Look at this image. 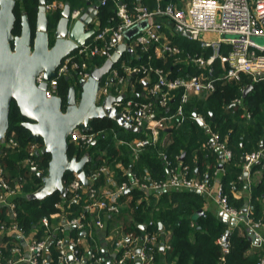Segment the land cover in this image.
<instances>
[{
  "label": "trees",
  "instance_id": "1",
  "mask_svg": "<svg viewBox=\"0 0 264 264\" xmlns=\"http://www.w3.org/2000/svg\"><path fill=\"white\" fill-rule=\"evenodd\" d=\"M64 1L72 7L87 6V0ZM138 1L150 9L157 5V0H118V2L127 4L130 9H133ZM170 1L174 0H161V3L168 4ZM15 7L14 34L21 32V17L24 13L28 14L34 31L39 7L38 0H17ZM116 10L117 4L114 0H111L107 6L100 7L98 18L102 26L117 23L120 20ZM60 17L61 11L48 13L51 45L54 44L52 35ZM135 33L131 40L126 39L132 48V52H124L122 59L114 67L120 66L124 60H128L134 65L152 64L162 67L169 72L171 78H187L193 74L207 73L206 69L199 67L193 61L187 62V57L194 55L208 58L213 52L212 47L204 48L198 40L186 38L174 32L170 39L172 43L180 47L181 53L166 54L165 57L161 58L155 56L153 46L150 47L149 51H144L140 46L135 45ZM105 60L106 58L100 56L93 59L90 65L94 69L100 67ZM212 67V76L216 79L214 92L207 99L195 97L184 106V121L179 126L172 127L170 131H162V133L169 134L170 139L168 141L160 139L153 143L147 129L143 128L138 132H130L110 118H96L91 120V129L88 130V132L96 134L95 142L84 146V148H79L73 142H69V157L76 156L81 159L88 155L89 160L84 166L88 175L103 164L113 166L119 183L122 181L130 182L132 175L141 178L147 169L153 178H164L170 168L183 166H189V176L197 175L196 168L198 167V177L210 179L212 171L218 169L219 166L213 168L215 165L212 163L213 166L210 170L205 175L203 174V166L208 161L207 154L211 155L210 149L212 148L205 150L202 147V143L209 139L210 132L207 127L197 121L194 116L196 112L205 116L209 127L218 132L222 139H226L227 145L233 150V158L224 164V172L219 179L223 183L224 192L228 195L231 204L243 211L246 208V200L242 197L236 198L234 191L239 186V176L242 177L243 156L248 152L264 147V79L255 82L251 76L244 74L240 80H228L223 78L224 73L220 60H216ZM140 76L141 74L136 73L131 75L129 79L135 84L134 95L130 97L136 100H147L149 94L144 90V82L139 79ZM78 82L76 77L64 76L59 84V95L66 100L67 92L71 86H76L77 92H79ZM249 85L252 87L244 96V89ZM172 92L173 97L170 99L168 109L157 106V110L168 114L175 111L182 89L177 88ZM238 99L241 100L240 103L236 101ZM211 113H213L214 119H212ZM9 115L10 122L6 139L13 132L18 141V146L10 149L5 144L6 139H0V164L5 169L9 183H17L20 186L13 199V203L16 204V216L13 221L17 222L25 233L29 234L34 231L37 238H46L49 235V230L44 226L42 219H49L51 214L60 210L56 207L57 202L65 203L63 212L68 218L85 214L86 199L90 196L86 192L80 200L74 201L70 192L64 197L59 191H56L43 199H31L29 195L42 185V179L32 168L33 165L30 166L25 163L29 156L27 147L36 140L30 136L31 132L22 125L25 118L20 114L15 101L11 103ZM116 134L119 138L124 137L129 141L136 138L145 141L137 158L134 157L130 147L117 144ZM38 142L41 148L35 156V164L39 170L47 174L51 154L44 152L42 140ZM161 152L168 155L170 165L166 164ZM183 153L185 156L179 164ZM263 162L264 159L261 160L260 164L255 165L253 170L262 168ZM118 164L121 165V168L116 166ZM73 177L74 174L71 172L65 174L64 185L66 187ZM260 180L253 187L251 195L253 208L248 212V216L255 221H264L262 215L264 214L262 202L264 172ZM119 202H124L125 207H122L112 219L119 224L125 216L129 215L131 220H126L125 230L132 231L137 237L138 243H134V245L138 244L137 248L141 246L144 234L152 232L163 234L170 231V247L166 250V255L167 259L174 261L175 264H257L260 259L259 255L248 252L252 239L249 228L242 225H240L242 233L238 228L231 231L227 246L228 252L224 251L225 246L220 242V239H223L225 232L228 231V223L214 213L205 212L203 210V205L206 202L205 196L194 190L148 193L142 188H132L122 195ZM10 216L8 206L0 205V224L3 221L5 223L11 222ZM160 222L163 223L164 229L160 228ZM142 225H146V228L143 229ZM57 235L58 232H53L49 238H52L48 255L50 257L49 264H60L54 240ZM13 247L12 244L8 246L9 255ZM158 249L157 246H154L151 255ZM121 253L122 251L119 252V257L122 256ZM124 264H136V262L127 260Z\"/></svg>",
  "mask_w": 264,
  "mask_h": 264
},
{
  "label": "built area",
  "instance_id": "2",
  "mask_svg": "<svg viewBox=\"0 0 264 264\" xmlns=\"http://www.w3.org/2000/svg\"><path fill=\"white\" fill-rule=\"evenodd\" d=\"M110 1L98 0L97 5L100 7L107 6ZM114 1L117 4L116 14L120 20L117 23L102 26L98 17L93 18L92 26L95 33L86 40V43L81 44L64 57L61 65L56 69L55 75L48 80L46 96L59 95V84L64 76L76 77L78 80L88 79L93 70L90 62L100 56L106 59L111 57L119 43L127 42L126 33L138 24H141V27H136L135 45L140 46L144 51H149L150 47L161 43L160 52L163 55L181 53L180 47L172 44L170 40L162 42V33L165 30L166 21L172 25L173 32L178 34L184 31L188 32L190 33L189 38L200 41L202 47H212L213 52L208 58L194 55H188L187 57V62L193 61L199 67L206 69L207 73L193 74L187 78H171L169 72L162 67L153 66L152 64L134 65L128 60H124L120 66L113 67L105 75L98 92L100 103L109 94L123 95L122 100L114 102L113 105L118 112H121L125 120L141 130L143 128L147 129L153 143H156L160 131L170 123L179 126L184 121V106L189 102L192 93L208 96L214 92L216 79L212 76V64L216 60L221 62L224 73L223 78L225 79L240 80L244 74L251 76L255 82L264 79V44H259L255 40V37H264V0H183L184 6H180L174 1L163 4L161 0H157L156 7L152 9L141 1H138L133 9H130L123 2ZM65 3L64 0H51L47 1L45 6L48 12L62 11ZM86 7H72L70 13L71 24L82 15ZM207 34H213L218 38H205L204 35ZM150 58L152 57L150 56ZM136 73L141 74L139 79L147 83L144 88L146 93L149 94L147 100H136L121 93L122 86L131 78V75ZM36 78L38 83H42L44 81L43 73H40ZM177 88L182 89V94L175 111L168 114L157 110V106L168 109L170 99L173 97L172 91ZM113 91L116 93H113ZM155 97L156 100L154 101ZM236 101L241 102L240 99ZM195 118L198 122H202L210 132V137L205 145L209 148L216 147L221 152L222 162L225 164L229 162L233 158V150L227 145V140L222 139L218 132L213 131L205 123L203 116L198 114ZM72 131L68 141L73 142L79 148H84V146H88L96 140L95 133L82 131L79 127ZM115 137L117 138V134ZM120 141L131 147L135 158L138 157L145 143L140 138L132 142L125 139H120ZM5 144L10 149L18 146V141L13 132L6 139ZM40 148L41 145L38 141H32L27 147L29 156L25 163L36 166L35 156ZM161 156L166 164L170 165L168 155L161 152ZM261 157V151L246 153L244 159L247 167L249 168ZM189 169V166L170 168L169 178L157 179L146 171L142 178H134L130 182L122 181L119 183L113 178L114 173L111 167L103 164L99 169L93 170L89 175L87 174L89 184L90 180H97L104 173H113V176L109 179L113 187L101 191L91 184L84 186L78 175L73 173L74 177L67 183V188L74 201L80 200L88 190L90 197L86 201L85 212L96 215V224L100 228L106 226V222L101 220V213L118 214L121 210L120 198L132 188H142L145 191L152 190L153 192L168 191L175 188L191 191L194 189L199 193L213 196L218 201L221 212L227 214L228 217L245 218L250 233L256 237L259 244L264 245V232H259L262 222L255 221L250 216H244L247 215V211L243 212L233 206L228 195L224 192L221 181L218 180L216 187L211 189L208 182L189 176ZM0 187V204L8 206L12 217L11 222H1L0 231L16 232L23 240L28 242L27 249L29 253L27 257L20 255L16 260L10 258L6 262L0 261V264H16L18 262L49 264L48 247L52 240V238L49 239L51 233L57 231L63 233L67 227H73L78 233L81 231L87 233L86 215L81 214L67 218L63 212L64 202L56 203V207L60 209L56 213L60 216V221H63V224L57 230H49V235L42 239L36 237V232L25 233L19 224L13 221L16 216V204L13 203V199L17 194V188L11 186L2 166H0ZM42 222L46 228H49L48 218H43ZM78 233L69 238L59 235L54 238L59 263L107 264L106 258L99 253L95 251L84 252L82 250L83 237ZM143 237L141 246L138 248L133 242L127 243L125 240L117 242L116 247L122 251V256L115 260V264H124L127 260H133L136 264H148L154 257L151 253L154 251L158 237L155 233H146ZM220 242H222V239H220ZM137 249H140L139 253L136 252ZM15 250L19 249L15 248ZM224 251L228 252V248L225 247ZM258 264H264V257L260 259Z\"/></svg>",
  "mask_w": 264,
  "mask_h": 264
},
{
  "label": "water",
  "instance_id": "3",
  "mask_svg": "<svg viewBox=\"0 0 264 264\" xmlns=\"http://www.w3.org/2000/svg\"><path fill=\"white\" fill-rule=\"evenodd\" d=\"M97 1L87 0L85 11L73 24L70 23L72 5L66 2L52 35L54 44L51 45L49 12L45 6L47 0H38L34 31L28 14L22 15L20 34L13 32L17 0H0V139L6 138L11 103L15 101L20 114L25 118L22 125L31 132L32 138L36 141L42 140L44 152L51 154L47 174L40 171L37 166L32 167L42 179V185L29 195L31 199H43L56 191L66 197L68 188L64 185V177L67 172L76 173L84 186L90 185L84 167L89 156L85 155L78 159L76 156L70 158L68 155V139L73 129L79 127L82 131H88L91 129V120L107 117L125 130L132 132L141 130L125 120L113 105L114 102L122 100L123 95L109 94L101 103L98 101V92L105 75L120 61L124 52H132L128 42L119 43L112 56L100 67L94 68L88 79L79 80V92L76 86H71L66 100L60 95L46 96L48 80L55 75L64 57L86 43V40L95 33L94 29L88 27L93 24V18L98 17L100 6L97 5ZM136 27L140 28L141 24ZM131 30L126 33L127 40L134 36ZM181 35L189 38L190 33L184 31ZM40 73H43L42 83H38L36 78ZM251 87L249 85L244 89V96ZM194 115L197 116L198 113L195 112ZM211 117L214 119L213 113ZM199 123L204 126L202 122ZM184 156L185 154L181 159ZM163 191L166 190H160ZM149 193L153 191L149 190ZM246 211L247 209L243 210ZM221 216L226 223L231 219L232 225H236L238 221L237 218L228 217L223 212ZM159 224L163 229V223ZM141 227L145 229L146 225ZM82 234L85 235L86 232ZM230 234L229 230L226 231L222 239L225 247L228 246ZM249 234L253 241L258 242L250 231ZM136 252L139 253L140 249Z\"/></svg>",
  "mask_w": 264,
  "mask_h": 264
},
{
  "label": "crops",
  "instance_id": "4",
  "mask_svg": "<svg viewBox=\"0 0 264 264\" xmlns=\"http://www.w3.org/2000/svg\"><path fill=\"white\" fill-rule=\"evenodd\" d=\"M92 1H94V0H92ZM182 1L183 0H174V2H177L180 6H184L185 4ZM107 25H109V24H107ZM104 26H106V25H104ZM135 31H137V28H135L134 30H131L132 33H135ZM173 33L174 32H173L172 25L166 21L165 30L162 33V36H163L162 42L168 41V40L171 41L170 38H171V35H173ZM208 35H210V34L204 35V37L207 38V37H209ZM210 38H212V37H210ZM153 47H154V52H155L156 57H161V58L165 57V55H163L160 52L161 43H158L156 46L154 45ZM144 88H145V84H144ZM121 89H122L121 93L124 94L126 97L133 96L134 92H135V84H134V82H131L128 79L126 84L123 85ZM113 93H116V92L113 91ZM209 95L207 96L206 94L192 93L189 102L195 97L207 99L209 97ZM199 115H201V114H199ZM201 116H203L205 123L209 126V124L206 122L205 116L204 115H201ZM174 126H177V125H175V123L174 124L170 123L167 127L163 128L160 131L159 137L156 140V142L159 141L160 139H163V141H165V140L168 141L170 139L169 134H166V132L162 133V131H164V130L170 131L171 128ZM130 132H132V131H130ZM120 139L127 140V138H124V137L119 138L117 135V141L116 142L118 145L124 144V145L130 147L127 143L121 142ZM135 140H137V138L131 140L130 142L135 141ZM127 141H129V140H127ZM205 143H206V141H204L202 143L203 149H205V150L210 149V148H212V149H210L211 155L207 154L209 162L208 161L205 162V164L203 166V169H204L203 174L205 175L210 170L211 166H213V164L215 165L213 168H216L219 166L220 169L216 168V170L212 171L211 178L207 179V178L198 177L199 175L197 172L198 171V167H197L196 168V174L197 175H193V176L196 177L197 179H201V180L208 182L210 185V188L212 189V188L216 187V183L218 182V180L220 181L219 178L221 177V175L224 172L223 166L225 163H223L221 160L222 159L221 158V152L216 147H210V148L207 147L205 145ZM253 151H261L262 157L258 161L253 163L248 168L247 163L244 161V156H243V158H242V167H243L242 177L239 176V178H238L239 186H237L235 188V191H234V196L236 198L242 197L246 200V208L245 209H247V212H246L247 215L246 214L244 215L246 217L248 216V212L253 208V205L251 202V199H252L251 195H252L253 187H255V185H257L261 181L260 179L263 176V172H264L263 171L264 170V164H263L262 168L253 170V167L257 164H260L261 160L264 159L263 158L264 157V147L263 148L261 147L259 150H253ZM253 151H251V152H253ZM183 154H185V153H183ZM182 155L180 157L179 164H181V162H182V159H181ZM221 164H223L222 167H220ZM0 166H1V164H0ZM108 166L111 167V169L114 173V176H113V173H104L97 180H90V184L94 187H98L99 190H101V191L103 189L113 187L110 184V180H109L110 177L113 176V178H115V180L118 182L114 167L111 165H108ZM116 166L121 168L120 164H118ZM146 171H148L150 173V171L148 169ZM143 175H142V177H143ZM169 177H170V173H169V171H167L166 177H164V178H169ZM134 178H138V177L132 175L130 181H132V179H134ZM11 186L16 187L17 192H18V189L20 187L19 184L14 183V184H11ZM175 190L183 191L184 189L175 188V189L168 190V191L171 192V191H175ZM86 192H88V190H86ZM146 192L149 193V191H146ZM158 192H160V191H158ZM158 192H153V193H158ZM88 194H89V192H88ZM199 194H202V193H199ZM202 195L205 196V199H206V202L203 205V210L205 212L214 213L217 217H221L224 220V217L221 216V210H220V206L218 204V201L213 196H208L206 194H202ZM87 200H89V198L86 199V201ZM262 202L264 204V197H263ZM0 205H5V204H0ZM122 207H125L124 202L121 203V209H122ZM263 213H264V209H263ZM85 215H86V220H87V227H86L87 233L85 235H83L82 233L85 231L79 232L80 235L83 237L81 247H82V250L84 252H89V251L94 252L95 251L96 253H99L100 255H102L106 258L107 264H115V260L119 257L118 254L120 252V250L116 247L117 242L125 240L127 243H132V242L138 243L137 237L134 235V233L132 231H126L125 230L126 220L130 219L129 215L125 216L124 219H122V221L118 224V223L114 222L115 221L114 219H112V217L117 215V214H107L106 212L101 213V220L106 222V226L104 228H100L97 226L96 220H95L96 215H94L93 213H87V212H85ZM262 215L264 218V214H262ZM11 218L12 217L10 216V219ZM60 219L61 218L57 213L51 214L50 218H49L50 225H49V228H47V229L48 230H57L58 227L61 224H63V221H60ZM109 222L110 223L112 222V223L110 224ZM261 222H262V226L259 228V232L263 233L264 232V221L261 220ZM240 225L244 226L245 228H249L247 223H246V219L245 218H239L236 225H232L231 219H230V221L227 225V230H229L231 232L233 229L238 228L239 231L242 233V228ZM163 229H164V226H163ZM77 233H78V231H77ZM152 233H154V232H152ZM155 234H157V237H158V241L155 243V246H157L159 248L158 249L159 251L157 250L154 252L153 260L149 261L148 264H175L174 261H169L167 259V255H166V250L170 247V240H171L170 231H166L163 234H158L155 232ZM58 235L61 237H67V238H69L71 236L73 237L76 235V229H74L73 227H67V228H65V231H63V233L59 232ZM42 238L43 237L38 238V239H42ZM27 243L28 242L26 240H23L18 234H16V232L15 233H8V232L0 231V261L6 262L10 258L16 260V259H18V257L20 255L25 256V257L29 256L28 255L29 254L28 249H27ZM11 244L14 247H13V250L11 251V254L9 255L7 249H8V246ZM168 245H169V247H168ZM50 246H51V244H49V247H48L49 249H50ZM15 248H18L19 250H15ZM48 252H49V250H48ZM248 252L259 255L260 259H261L264 257V245L259 244L258 242L251 240V244H250ZM260 259H259V261H260ZM16 264H29V263L18 262Z\"/></svg>",
  "mask_w": 264,
  "mask_h": 264
},
{
  "label": "rangeland",
  "instance_id": "5",
  "mask_svg": "<svg viewBox=\"0 0 264 264\" xmlns=\"http://www.w3.org/2000/svg\"><path fill=\"white\" fill-rule=\"evenodd\" d=\"M209 37H212V38H215V39H217L218 37L217 36H215V35H213V34H211V35H208ZM255 40L259 43V44H264V37L263 36H261V37H255ZM172 44H174V45H177V44H175V43H172ZM178 46V45H177ZM179 47V46H178Z\"/></svg>",
  "mask_w": 264,
  "mask_h": 264
},
{
  "label": "flooded vegetation",
  "instance_id": "6",
  "mask_svg": "<svg viewBox=\"0 0 264 264\" xmlns=\"http://www.w3.org/2000/svg\"><path fill=\"white\" fill-rule=\"evenodd\" d=\"M25 14V13H24ZM90 29H94V27L91 25Z\"/></svg>",
  "mask_w": 264,
  "mask_h": 264
}]
</instances>
